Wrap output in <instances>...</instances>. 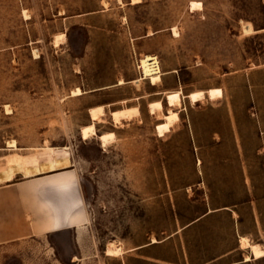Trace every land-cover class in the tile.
<instances>
[{"label":"rangeland","instance_id":"374dc122","mask_svg":"<svg viewBox=\"0 0 264 264\" xmlns=\"http://www.w3.org/2000/svg\"><path fill=\"white\" fill-rule=\"evenodd\" d=\"M192 2L200 8L192 11ZM261 29L264 0H0V186L40 178L54 188L55 178L71 175V188H57L59 208L46 204L59 218L70 206L88 218L101 264L119 258L104 255L107 242L131 245L148 233L160 239L180 217L195 215L206 195L242 201L253 186H242L240 166L251 168L264 192ZM61 33L66 39L55 45ZM143 55L158 58L156 85L140 80ZM113 66L131 81L98 88ZM212 88L221 89L216 100L186 98ZM173 91L181 92L179 121L160 136L162 120L148 103L160 100L166 112ZM94 106L105 112L96 134H114L105 148L80 136ZM123 107L138 113L115 127L110 112ZM54 245L42 238L26 255L69 264Z\"/></svg>","mask_w":264,"mask_h":264},{"label":"crops","instance_id":"0c3cea01","mask_svg":"<svg viewBox=\"0 0 264 264\" xmlns=\"http://www.w3.org/2000/svg\"><path fill=\"white\" fill-rule=\"evenodd\" d=\"M82 15L88 16L79 14ZM119 79L131 81L129 74L110 67L104 85L98 88L115 87ZM259 123L264 127L261 116ZM261 136L264 138V128H261ZM226 169H218L219 174L224 175ZM239 171L242 186H253L245 192L242 201L227 194V198L218 202L206 195L200 200L196 214L186 220L180 217L177 227L164 237L159 239L148 233L142 242L121 243L124 253L117 264H256L264 259V256L254 258L249 248L241 246L240 239L246 237L250 243L260 244L264 249V192L257 187L250 167L240 166ZM229 172L228 169L226 174ZM37 179L40 178L10 181L0 186V264H37V256L30 259L26 251L37 246L42 238L54 242L53 249L62 250L69 264H101L93 259L97 257L94 255L96 242L89 223L83 224L81 229L64 225L56 210L51 208V211L45 205L48 202L59 208L58 189L44 187ZM221 180L225 185V180ZM45 192L47 194H43ZM51 212L57 223H62L53 230L46 228ZM152 237L157 241L152 243ZM62 239L68 242L60 247Z\"/></svg>","mask_w":264,"mask_h":264},{"label":"bare ground","instance_id":"6f19581e","mask_svg":"<svg viewBox=\"0 0 264 264\" xmlns=\"http://www.w3.org/2000/svg\"><path fill=\"white\" fill-rule=\"evenodd\" d=\"M121 2V0H118ZM138 0H132V3H136ZM102 4L106 6V2L102 1ZM200 8V3L198 2H192L191 3V10L195 11L196 9ZM24 16H26L25 11L23 12ZM173 34L176 35V29H172ZM53 42L55 45H58L60 42H64L66 39V36L64 33H61L55 38H53ZM53 44V45H54ZM34 55H36V52L34 51ZM158 58H156L153 55H143L140 60V67L142 75L140 76V80L148 79L151 83V85H156L162 80L163 72L160 69L158 65ZM157 65V67H155ZM143 77V79H142ZM119 83H122L120 80ZM80 93V89L76 88L72 91L73 95H78ZM180 91H173V92H167L165 95L166 103L169 107V109L166 112H163V104L160 100L152 101L148 103L149 111L152 115H155L157 120H162L161 123L156 125V131L157 133L162 136L166 132L168 133L171 128L174 127L176 123L179 121V113L175 109L177 108L176 105L180 101ZM221 89L219 88H212L207 91H192L189 94L186 95V98L192 103H197L204 101L206 99L213 101L216 100L221 96ZM205 94L207 96H205ZM207 103V102H206ZM5 107V106H4ZM7 107V106H6ZM5 109V108H4ZM8 107L6 110L8 111ZM88 113L91 119V122L86 125L82 126L80 129V136L83 140L92 139L94 137L97 138L98 142L101 144L102 148H105L112 140H114V134L111 132H106L100 135L96 134V128L95 125L98 123H104V108L103 106H94L90 107L88 109ZM138 113L137 107H123L122 109L113 110L110 112L111 120L114 124V126H119L122 124L123 119H128L130 117H133L134 114ZM131 120V119H130ZM8 146H14V141H8ZM72 176L66 175V177H60L55 178L51 182V186L54 188H58L61 190H65L68 188H71L73 186L72 184ZM47 203V202H46ZM51 210L50 206H47ZM83 207V206H81ZM52 211V210H51ZM58 217V216H57ZM87 219L84 214H82L79 211H76V208L73 206H70L67 208L66 213L63 214V217L60 218V221L64 225H69L72 227H77L78 229H81L83 227V224L87 223ZM61 222L57 223L56 216L53 212H51V215L49 217V221L47 223V229L53 230L55 229L59 224H62ZM60 226V225H59ZM85 226V225H84ZM78 232V231H77ZM156 239H151V242H156ZM242 248H249L251 253L253 254L254 258H260L264 256V249L260 244H252L249 242V240L246 237H242L240 239ZM124 253V250L122 248V245L116 243L115 241H109L106 243L105 249H104V255L107 257H118L121 256ZM248 259V257H247Z\"/></svg>","mask_w":264,"mask_h":264},{"label":"built area","instance_id":"2783aa9c","mask_svg":"<svg viewBox=\"0 0 264 264\" xmlns=\"http://www.w3.org/2000/svg\"><path fill=\"white\" fill-rule=\"evenodd\" d=\"M159 65V64H158ZM155 67H157V65H155ZM139 75H140V72H139Z\"/></svg>","mask_w":264,"mask_h":264}]
</instances>
